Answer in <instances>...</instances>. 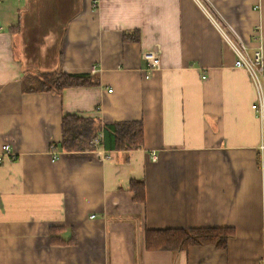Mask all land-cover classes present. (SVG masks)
Returning a JSON list of instances; mask_svg holds the SVG:
<instances>
[{
	"label": "crops",
	"instance_id": "1",
	"mask_svg": "<svg viewBox=\"0 0 264 264\" xmlns=\"http://www.w3.org/2000/svg\"><path fill=\"white\" fill-rule=\"evenodd\" d=\"M202 1L264 51V0ZM235 60L196 0H0V264H264V115ZM58 72L99 83L31 91ZM66 115L97 120L112 159L97 136L61 149ZM127 121L143 146L114 150ZM197 228L234 234L224 249L147 248V231Z\"/></svg>",
	"mask_w": 264,
	"mask_h": 264
},
{
	"label": "trees",
	"instance_id": "2",
	"mask_svg": "<svg viewBox=\"0 0 264 264\" xmlns=\"http://www.w3.org/2000/svg\"><path fill=\"white\" fill-rule=\"evenodd\" d=\"M137 33V32H136ZM137 37L124 35V41L140 40ZM98 79L86 74L55 73L40 81L31 91L60 92L65 88L93 86ZM113 135L109 136L114 150L129 151L141 148L144 140L143 123L140 121L118 122L112 126ZM63 138L59 146L64 151H85L91 148V141L97 136L98 121L93 118L66 115L62 119ZM111 145L104 141L102 146ZM109 147V146H108ZM131 189L136 194V200H145V187L142 181H131ZM234 230L230 228H197L190 230L174 229L165 231H147L146 243L149 250L182 251L190 246L212 245L224 249ZM56 241L55 239H52Z\"/></svg>",
	"mask_w": 264,
	"mask_h": 264
},
{
	"label": "built area",
	"instance_id": "3",
	"mask_svg": "<svg viewBox=\"0 0 264 264\" xmlns=\"http://www.w3.org/2000/svg\"><path fill=\"white\" fill-rule=\"evenodd\" d=\"M201 9L210 18L212 23L216 26L220 32L224 42L231 48L234 52L236 60L234 66L236 68L244 69L248 72L250 79L256 89L257 100L253 105V108L261 115H264V51L261 41L256 48L251 49L248 44L244 42L239 36H236L233 32L229 31L228 28L220 21L215 14L208 8V6L202 0H196ZM144 59L148 63V69L146 73V78H149L152 71L160 66V57L157 53L153 51L145 52L143 54ZM206 77L204 76L203 79ZM103 140V135L99 134L93 139L92 145L97 154L100 155L104 160H111V156L105 152L101 143ZM11 151L8 145H3L1 147L0 153V163L3 157L6 155L11 156ZM154 160L157 156L153 157Z\"/></svg>",
	"mask_w": 264,
	"mask_h": 264
}]
</instances>
